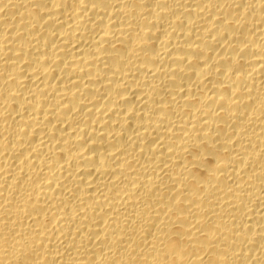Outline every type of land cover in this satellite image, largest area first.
Masks as SVG:
<instances>
[{
	"label": "bare ground",
	"instance_id": "1",
	"mask_svg": "<svg viewBox=\"0 0 264 264\" xmlns=\"http://www.w3.org/2000/svg\"><path fill=\"white\" fill-rule=\"evenodd\" d=\"M0 264H264V0H0Z\"/></svg>",
	"mask_w": 264,
	"mask_h": 264
}]
</instances>
